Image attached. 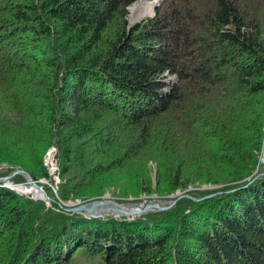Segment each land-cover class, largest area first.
<instances>
[{
    "label": "trees",
    "instance_id": "1",
    "mask_svg": "<svg viewBox=\"0 0 264 264\" xmlns=\"http://www.w3.org/2000/svg\"><path fill=\"white\" fill-rule=\"evenodd\" d=\"M135 1L0 0V164L38 181L54 147L60 176L50 207L0 184V264H264V0H161L130 25ZM114 173L120 201L181 195L62 205Z\"/></svg>",
    "mask_w": 264,
    "mask_h": 264
},
{
    "label": "rangeland",
    "instance_id": "2",
    "mask_svg": "<svg viewBox=\"0 0 264 264\" xmlns=\"http://www.w3.org/2000/svg\"><path fill=\"white\" fill-rule=\"evenodd\" d=\"M152 0H136L130 7H129V16H128V22L130 25L132 24H135L136 22H138L140 19H143L144 17L146 16H151L150 14H142L141 12L139 13H135V7L136 6H140L142 7L141 5L146 3V2H151ZM153 3V2H151ZM50 147H48L49 149ZM54 148V147H53ZM52 148L51 151H48V149L46 150V152L44 153L43 155V158H42V164L43 166L45 167L48 166V158H50L51 156H53V152H54V149ZM56 149V148H55ZM263 150H264V141H263V149H262V153H261V156H260V163L262 165V167L264 168V163L261 161V157L263 155ZM48 151V153H47ZM54 159L56 160V154L54 155ZM57 164V162H56ZM149 169H150V177L152 178V187L154 188L156 186V183H155V173H156V165L155 163L153 162H148L147 163ZM58 167V165H57ZM56 167V169H57ZM9 165L5 164V163H2L0 164V177L1 176H4L12 171H9L8 170ZM46 169V167H45ZM55 169V171H56ZM17 170V169H15ZM24 170V169H23ZM47 170V169H46ZM59 170V167L57 169V171L54 173V174H49L48 173V177H40V179L38 181H36L37 183L41 184L46 192V198L48 197L47 200H43L45 201L46 203V206L50 207L51 206V200L58 197L57 195V189H58V186H59V181H60V176H59V173L57 174ZM14 171V170H13ZM26 171V170H25ZM49 171H52L50 168H49ZM262 173V172H261ZM16 175V176H15ZM15 175H12L10 178H11V181L14 179V176L15 178L17 176H20L19 178H23L21 176V174L17 173ZM117 178H124L125 179V176H122L121 174H118V173H114V174H110L106 177V179L108 181H110V179H117ZM18 180V178H16ZM23 180L25 181V179L23 178ZM19 183H24L25 182H19ZM110 185L109 186H106L104 187V189L102 190L101 192V195L104 197V198H94L92 200H97V199H100V200H112V201H116V202H136V203H139L142 205V207H144L146 204L148 203H151V202H154V203H158L159 206H167V205H172L174 203V200H172V198L176 195H179L181 193L180 190H177L175 193L169 195L168 197H159L156 193H151L150 195H145V194H140V199L138 201H132V198H128L127 200H118L119 198L117 197L118 196V192H120L122 189H121V186H117V185H114L112 184V182L110 181ZM26 186V189L28 188L29 185H25ZM30 187V186H29ZM120 187V188H119ZM202 188H205V187H211V188H214V187H217V185H203L201 186ZM25 189V190H26ZM28 190H30L28 188ZM23 194H26V195H33L29 192H24ZM120 194V193H119ZM181 195V194H180ZM186 196V194H183ZM192 200H196V198H193V197H190ZM35 199V198H34ZM42 200V199H41ZM81 199H72V200H68V202H64L62 205H65L67 207H72V206H75L78 201H80ZM76 203V204H75ZM170 205V206H171ZM151 211H154V210H151ZM112 215L114 217H118V216H126V215H118L116 213H113L112 211H106V213L103 215ZM144 215V214H142ZM134 216H138V215H134L132 213V215H127L126 217H134ZM72 264H81V262H79L78 260H76L74 263Z\"/></svg>",
    "mask_w": 264,
    "mask_h": 264
},
{
    "label": "water",
    "instance_id": "3",
    "mask_svg": "<svg viewBox=\"0 0 264 264\" xmlns=\"http://www.w3.org/2000/svg\"><path fill=\"white\" fill-rule=\"evenodd\" d=\"M161 0H152L151 2H153V11L150 14L151 16L155 14V10L156 8L159 6ZM21 174V176L25 179V183L28 184L30 186V188H35L39 191H41L42 193L45 192L43 186L39 183H36L33 181L31 175L23 170V169H17L14 170L4 176L0 177V184L4 185V186H8L12 189H14L15 191H17L18 193H21L20 191H18V189H16L14 186L20 183H13L12 181L9 182L8 179L10 176L15 175V174ZM48 199V197H47ZM107 204L106 207H104L103 209H100V213L98 211V205L99 204ZM133 204V202H116V201H112V200H89L86 203H77L78 205H75L73 207L68 208L67 210L69 212H77V213H83L86 216H94V217H103V215L105 214L106 211H112L113 213H116L118 215H132L129 214L123 207L128 206L130 204ZM135 203V202H134ZM171 205V204H170ZM134 215H141V214H134Z\"/></svg>",
    "mask_w": 264,
    "mask_h": 264
},
{
    "label": "bare ground",
    "instance_id": "4",
    "mask_svg": "<svg viewBox=\"0 0 264 264\" xmlns=\"http://www.w3.org/2000/svg\"><path fill=\"white\" fill-rule=\"evenodd\" d=\"M142 7H140V6H136L135 7V13H139V12H141L142 14H151L152 13V11H153V3H151V2H146V3H144V4H142L141 5ZM261 161L264 163V150H263V155H262V157H261ZM11 177V176H10ZM9 177V179H8V181L9 182H11V178ZM33 179V178H32ZM33 181L34 182H36L34 179H33ZM37 183V182H36ZM25 185H28V184H24V183H20V184H17V185H15L14 187L16 188V189H18V191H20L21 193L20 194H23L25 191L26 192H29V193H31V194H33V195H31V197L34 199H42V200H47V198H46V192H44V193H42L41 191H39V190H37V189H35V188H30L29 186H28V188L30 189V190H28V188L26 189V186ZM8 187V186H7ZM10 188V187H9ZM12 189V188H11ZM26 189V190H25ZM102 198H104L103 196H102ZM100 200V199H99ZM88 202V201H87ZM78 203H80V201H78ZM81 203H86V202H81ZM76 204V203H75ZM76 205H78V204H76ZM107 206V204H99L98 205V211H99V213H100V209H103L104 207H106ZM73 207V206H72ZM170 207V205H167V206H159V204L158 203H154V202H151V203H148V204H146L144 207H142V205L141 204H139V203H131L130 205H128V206H125V207H123L129 214H145V213H147V212H149V211H151V210H164V209H167V208H169ZM68 208H70V207H68ZM67 208V209H68ZM106 213V212H105Z\"/></svg>",
    "mask_w": 264,
    "mask_h": 264
},
{
    "label": "built area",
    "instance_id": "5",
    "mask_svg": "<svg viewBox=\"0 0 264 264\" xmlns=\"http://www.w3.org/2000/svg\"><path fill=\"white\" fill-rule=\"evenodd\" d=\"M55 150H56V149H54L53 156H51L50 158H48V170H49V168H50L52 171H49V172L52 173V174L55 173V169H56V167H57L56 160L54 159ZM48 170H47V171H48Z\"/></svg>",
    "mask_w": 264,
    "mask_h": 264
}]
</instances>
